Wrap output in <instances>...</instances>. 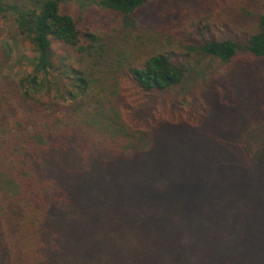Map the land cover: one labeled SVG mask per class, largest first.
<instances>
[{
    "label": "trees",
    "instance_id": "obj_1",
    "mask_svg": "<svg viewBox=\"0 0 264 264\" xmlns=\"http://www.w3.org/2000/svg\"><path fill=\"white\" fill-rule=\"evenodd\" d=\"M85 1L97 26L63 12V0H0L10 21L0 43V264H155L136 249L156 243L177 249L181 264L179 227L169 221L177 237L149 244L144 233L146 211L177 199L215 219L209 251L193 245L200 258L224 264L229 236L264 248V125L240 131L258 117L242 123L243 109L263 113L264 79L252 81L243 61L264 59V1L208 0L211 14L190 16L165 41L141 33L144 10L155 1L156 22L184 0ZM236 14L252 21L245 37L217 38L208 19L228 27ZM192 58L205 63L201 75ZM163 146L177 153L162 156ZM97 201L112 215L101 217ZM90 247L102 259L85 261ZM253 252L251 264H264Z\"/></svg>",
    "mask_w": 264,
    "mask_h": 264
},
{
    "label": "rangeland",
    "instance_id": "obj_2",
    "mask_svg": "<svg viewBox=\"0 0 264 264\" xmlns=\"http://www.w3.org/2000/svg\"><path fill=\"white\" fill-rule=\"evenodd\" d=\"M176 1L177 0H175L174 2ZM177 3H179V1ZM258 3L260 4L262 2L260 1L253 2V4H250V9L255 11ZM87 4L88 1L85 0H63L62 11L67 12L72 16H76V17L80 16L82 18V24L84 25L90 27L95 25L97 26L99 19H101L100 16L98 15L100 13H98L94 9L89 10L88 8L89 4L88 5ZM167 4H171L170 1H167ZM155 5L156 2L152 1L149 5H147L146 9L144 10L143 14L145 19L142 20L141 33L147 36H154L157 39L160 38V40L163 41H165V39H167V37L170 36V34L175 30L178 31L176 37L180 38L183 34L182 27L189 26L190 16L192 15L196 17L200 15L207 16L211 14V10L213 8L212 4L208 0H184V3H182L178 9L176 8V13H170L168 14L167 18L162 19L161 17V19H157V21L155 22V19L157 17L153 18L152 16V14L156 12ZM233 20H235L233 22L237 26L236 28H234L235 26L231 22H229V25L227 24L229 28L224 26L223 23L215 24L217 18L216 19L209 18L207 22L211 23L212 21L211 27L213 28V31L216 33L217 38L221 40H224L229 37L234 39L237 38L243 39L245 37V32L240 31V29L244 28L246 30V28L252 25V21L248 20L247 18L240 17V15L237 14L233 16ZM231 25L232 27H230ZM9 27H10L9 19L2 18V16H0V43L7 36ZM230 28L233 30H231ZM96 29H100V28L97 27ZM191 61L192 64L197 67L196 69L197 74L201 75L202 69L205 68V63L196 64L195 63L196 61L193 58L191 59ZM243 63H245L247 67L253 69V73L256 79L253 78L252 81L257 82L260 79H264V59H258L255 58L254 56H250V57H245ZM198 78L199 77H197V75H195L194 73L192 76H190L187 85L193 83L195 84ZM240 81L242 82V78H240ZM127 86H124V88L127 89L126 88ZM249 92L250 91L246 90L243 93H245L247 97V94H249ZM222 93L224 92L221 90V94ZM129 95H134L135 101L133 105H135L137 100L141 99L139 98V95L136 96V93H134L132 90L129 91ZM224 101L225 99L222 100V102ZM262 110L263 113L259 112L257 109H252L248 111L247 109L246 111L245 109H243L244 120L242 121V123H246L248 117H252V113L250 112H254L255 114H258V117L256 119L249 118L248 122H250V125H252L251 128H248L247 126L244 128H240V131L243 133L244 137H247L250 130H252L254 127L257 128L260 125H264V118L261 117L259 119V117L262 116V114L264 115V106L262 107ZM231 117H234V112L229 110L228 113L225 114V118L223 119V121L227 123V121ZM175 153L177 152L170 150L167 146H163L162 150L159 152L160 155L167 157H171ZM166 169L173 170V168L170 165H167ZM140 177H142V179L144 180L143 174H140ZM134 188L141 189V187L137 185H135L131 189ZM102 194L103 193H101V195ZM136 195L137 193L134 192L132 196L135 197ZM95 205L101 217L106 218L109 213L112 215L113 206L110 203H108V201L107 202L97 201ZM199 208H200V204L195 207L190 200L188 201L186 199H179V200L177 199L172 204V206L170 203L164 202V206L161 207L162 210L161 209L147 210L146 214L153 216V220L148 222L144 228L145 236L148 239L146 240V243L149 244L151 243L152 240L165 238L169 234H171L172 237H177L176 234L179 233L172 230L167 225V223L171 221L169 224L174 227H179V231H181L180 232L181 236H185L184 240L186 245H183L184 247H182L179 251V253L184 256L181 264H220L219 262L214 263L211 259L207 260L205 258H200L197 254L196 249L193 247V245H198L200 247L199 251L201 252V254L206 253L207 250L209 251L210 241H211L210 238L212 234L211 227L213 221L215 220V219L209 220L204 217H200L201 213L203 212ZM181 211L187 213V215L180 216ZM188 217H190V220H188ZM183 219H186L187 223H184L182 221ZM184 228L186 230L185 232L183 230ZM227 229L228 226L224 222L223 231L228 232ZM109 232L110 230L108 228H103V230L97 234V237H105L107 236V234H109ZM202 238H204L205 240H202ZM136 242H137L136 235L132 236L130 240L131 245L130 244L129 245L133 251L137 248L135 246ZM95 249L96 248L90 247L89 253L83 254L85 261L90 257V255L92 257L102 259L100 255L93 254V251ZM219 249L221 254L222 251L226 252V254H222L225 260L224 259L220 260V262L224 264H236L239 263L238 261H242L240 262L241 264H251L252 258L249 260L248 255H252L256 253L253 251H264V248H255L253 243H250V245L245 244L244 246H242L236 238H232L231 236L224 237V244L220 246ZM136 250L144 254L146 259L153 260V258H155V260L153 261L156 262L155 264H172V256L175 255V251L177 249L173 250V247H170V249L166 247L165 249L163 246L156 243L153 246L150 245L146 248H139ZM231 250H232V255L230 257ZM262 259H263L262 256L256 258L257 263H262Z\"/></svg>",
    "mask_w": 264,
    "mask_h": 264
}]
</instances>
